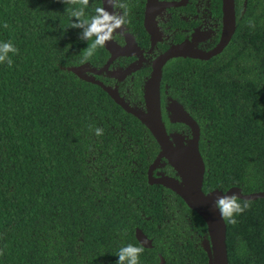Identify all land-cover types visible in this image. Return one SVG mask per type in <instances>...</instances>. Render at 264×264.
Here are the masks:
<instances>
[{
    "label": "trees",
    "instance_id": "trees-1",
    "mask_svg": "<svg viewBox=\"0 0 264 264\" xmlns=\"http://www.w3.org/2000/svg\"><path fill=\"white\" fill-rule=\"evenodd\" d=\"M77 7L0 0V42L18 49L0 64V264H117L121 247L140 246L136 229L152 241L139 264H206L202 219L147 182L159 152L148 130L67 71L99 52L84 61L91 41L71 27ZM96 7L89 0L85 17ZM238 37L241 52L184 75L204 193H264V0H248ZM248 202L237 223L224 220L228 264H264V199Z\"/></svg>",
    "mask_w": 264,
    "mask_h": 264
},
{
    "label": "flooded vegetation",
    "instance_id": "flooded-vegetation-1",
    "mask_svg": "<svg viewBox=\"0 0 264 264\" xmlns=\"http://www.w3.org/2000/svg\"><path fill=\"white\" fill-rule=\"evenodd\" d=\"M120 2L125 3L127 9L117 8L115 11L126 10L130 23L113 33L110 49L106 46L99 48L98 54L94 56V63H85L88 65L85 75L108 89L117 100L144 112L145 86L151 79L153 71L160 69L159 102L162 122L168 135L177 134L182 138V144L186 145L191 138V130L183 123L175 121L171 108L175 105L183 108V91L186 89L184 75L194 66L207 65L224 54L226 56V52L232 54L241 52L244 39L234 37L237 22L244 15L248 0L228 1L230 11L227 14L228 17L233 14L235 31L228 43L215 55L210 53L221 43L227 15L224 13L223 0H120ZM100 7H105L110 13L114 11L108 0H100ZM198 55L201 58L196 57ZM89 84L98 87L115 103L101 86L91 82ZM149 134L151 135L150 132ZM159 153L160 150L155 160ZM157 174L178 179L164 158L159 160L157 168L151 172L153 178H156ZM206 241V235L201 236L202 247Z\"/></svg>",
    "mask_w": 264,
    "mask_h": 264
},
{
    "label": "water",
    "instance_id": "water-1",
    "mask_svg": "<svg viewBox=\"0 0 264 264\" xmlns=\"http://www.w3.org/2000/svg\"><path fill=\"white\" fill-rule=\"evenodd\" d=\"M223 1L224 13L227 14L228 11H230V6H228L229 0ZM234 31L235 20L233 14L230 17H228L227 14L221 43L210 55L219 53L228 43ZM111 42L110 40L105 45L108 49L111 47ZM196 57L201 58L199 55ZM87 70L88 65L67 69L68 72H71L80 80L101 86V84L85 75ZM160 76V69L154 70L151 79L145 86L144 99L146 111L144 112L127 106L122 101L117 100L108 89L103 86L101 87L126 113L135 117L145 126L159 146V156L148 170V184L159 185L173 192L183 201L187 208L197 214L205 223L207 241L203 245V250L207 256L206 264H228L225 243L226 225L224 219L221 218L220 212L214 206L216 198L222 194H236L240 200L255 201L257 199H264V193L242 194L241 190L237 187H232L225 192L217 189L208 193L202 191L205 166L198 148L200 136L199 127L181 106L175 105L171 107L173 117L175 121L183 123L191 130V138L185 145L184 143L182 144V138L177 134H167L161 119L160 111ZM169 139H171V141ZM161 158L165 159L178 176V179L164 176L163 174H157L156 178L151 176V172L157 168V163ZM135 238L140 246L142 245L146 249L152 248V241L148 239L141 230H135ZM160 263L163 264L162 258H160Z\"/></svg>",
    "mask_w": 264,
    "mask_h": 264
},
{
    "label": "clouds",
    "instance_id": "clouds-1",
    "mask_svg": "<svg viewBox=\"0 0 264 264\" xmlns=\"http://www.w3.org/2000/svg\"><path fill=\"white\" fill-rule=\"evenodd\" d=\"M65 3H71L79 5L72 11V17L76 18V22H72L71 27L81 29V39L91 41L88 43V47L82 51L84 61L89 59L98 48H103L108 41L112 39L113 33L130 23L127 19L128 12L115 11L119 9H127L125 3L120 0H108L109 5L114 9L112 13L106 10L105 7H96L90 18L85 17V10L89 5V0H64ZM252 24V21H249ZM5 28H8V24H4ZM18 49L11 41L0 42V64L7 62L11 67L13 60L10 54H17ZM83 62V61H82ZM95 134L100 136L103 134L102 128H96ZM215 208L220 212L221 218L228 223H237L235 216L243 213L246 209L251 207L250 202L245 201L240 203V199L236 194L228 195L222 194L218 196L214 203ZM144 247L128 244L119 249L117 254V264H139V257L144 252Z\"/></svg>",
    "mask_w": 264,
    "mask_h": 264
}]
</instances>
